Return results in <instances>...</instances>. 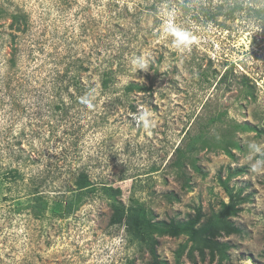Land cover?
Instances as JSON below:
<instances>
[{
  "label": "rangeland",
  "instance_id": "374dc122",
  "mask_svg": "<svg viewBox=\"0 0 264 264\" xmlns=\"http://www.w3.org/2000/svg\"><path fill=\"white\" fill-rule=\"evenodd\" d=\"M234 2L0 0V264L155 263L123 224L111 223V201L100 191L74 209L70 189L80 172L98 188L121 187L126 204L145 202L153 221H186L202 207L198 226L229 202L219 176L234 174L229 185L247 199L231 218L241 232L213 238L229 244L228 257L212 258L184 234L157 236L156 254L163 264H264V168L252 171L264 159L256 152L264 149V27L246 9H264V0H242L245 9L230 15ZM168 25L190 33L191 46H174ZM231 66L234 75L219 83ZM130 83L151 90L127 92ZM199 133L211 147L198 143L180 169L176 148ZM230 136L239 143L234 157L219 147ZM37 192L50 205L66 193L64 216L18 212Z\"/></svg>",
  "mask_w": 264,
  "mask_h": 264
},
{
  "label": "trees",
  "instance_id": "16d2710c",
  "mask_svg": "<svg viewBox=\"0 0 264 264\" xmlns=\"http://www.w3.org/2000/svg\"><path fill=\"white\" fill-rule=\"evenodd\" d=\"M255 2H259L260 0H254ZM245 9L243 6L242 0H235L233 3V7L229 8V14L233 15L236 11ZM248 13L251 15L256 14L260 20L262 21L264 27V9L257 8L255 6H248ZM218 13H221L219 11ZM211 18H214L215 15H210ZM13 22H18L19 19H23L24 16H15L13 15ZM13 26V25H12ZM18 29V27H16ZM234 66L227 68L221 77L218 79L219 83L227 82L231 76L234 75ZM213 75L217 76L218 72L216 70L213 71ZM112 71L106 69L104 71V76L102 80V87L106 89L111 82ZM203 75L205 78H208L207 71H204ZM242 83L248 90V93H252L253 85L251 84L250 78L244 74L242 75ZM151 90L150 87L142 86L136 83H130L126 86L127 92H132L134 90ZM60 109V107H58ZM135 109V107H133ZM226 112H218L217 115H214L209 118L207 125L212 124L218 120H221L223 115ZM236 128L240 130H256L255 127H251L246 124H235ZM202 144V147H211V143L209 140H205L203 138V134L199 133L191 137L189 143H187L185 148L177 147V157L174 160V165L182 169V167L186 164V160L189 159L190 154L198 150L199 145ZM218 147L217 144H214ZM223 150L227 153V155L234 157L232 153V147H239V143L236 142L231 136L226 141L225 145H219ZM195 161V160H194ZM193 161V166L198 171H201L200 168ZM17 174L18 172L15 171ZM245 172V168L241 167L236 171L235 174H242ZM234 176L231 174L226 179H222L219 176V182L221 186L225 189L229 196V202L222 201L221 208L219 211L214 212L212 216L206 221L203 222L200 226L201 219L204 216L202 213V207H198L196 209V214L194 217L186 221H177L175 219H171L169 221H153V213L150 208L147 206L145 202L140 201L139 199L130 197L129 203L126 204L122 201L121 197L123 194V189L119 186H107L102 185L99 188L94 185V182L90 179L89 175L80 172L75 181L73 189L71 191H75L77 194L74 198V209H78L85 199L92 194L100 191L101 195L108 198L111 201V206L113 209V214L111 217L112 224H123L126 229L127 236L131 243L139 244V248L148 249L152 257L154 258V264H163L164 261L158 259L156 254V244H157V236L169 234L171 236H180L181 234L187 235L188 238L196 244L197 247H200L201 250L208 247L211 249L212 258L215 257L216 253L219 255L221 260L228 257L226 250L229 247L228 243H221L217 240H214V237H219L222 234H230V233H239L241 229L235 225V223L231 220V218L238 215L241 211V203L245 202L247 199L241 197L240 193H235L231 186L229 185L230 179ZM1 184V180H0ZM67 194L63 193L62 195L55 196L53 199V204L50 205L48 200L46 199L43 193H36L30 196V199L27 203L19 205L17 209L18 212H21L24 208L30 209L32 214L38 218H44L47 216V213L52 211L53 214L64 216L65 203L67 201ZM22 201H19L21 204ZM16 209V210H17ZM185 245L179 246L176 251L177 257L182 254Z\"/></svg>",
  "mask_w": 264,
  "mask_h": 264
},
{
  "label": "clouds",
  "instance_id": "9594fccd",
  "mask_svg": "<svg viewBox=\"0 0 264 264\" xmlns=\"http://www.w3.org/2000/svg\"><path fill=\"white\" fill-rule=\"evenodd\" d=\"M166 31H168L170 34H172L175 37L173 43L174 46L178 48L181 46L187 48L190 47L191 44L193 43V37L190 33L177 29L175 28L174 25H168L166 27ZM133 63L137 64L136 61H133ZM137 65L141 68L146 67V63L142 58H139V63ZM81 102L86 104L88 107H92L91 102L85 100L84 97L81 98ZM148 117H149V113L147 112L142 113L140 116V119L144 121L145 126H147L149 123ZM249 147L251 148V144L249 145ZM256 152L257 154L264 152V149H261L259 146H257ZM261 168H264V159H257L256 162L252 164V171L254 172L259 171Z\"/></svg>",
  "mask_w": 264,
  "mask_h": 264
}]
</instances>
